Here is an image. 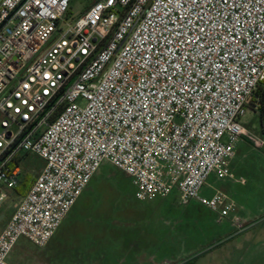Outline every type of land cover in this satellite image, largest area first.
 <instances>
[{"label":"built area","instance_id":"2783aa9c","mask_svg":"<svg viewBox=\"0 0 264 264\" xmlns=\"http://www.w3.org/2000/svg\"><path fill=\"white\" fill-rule=\"evenodd\" d=\"M71 1L0 0V214L18 153L45 161L0 229V264L21 237L46 247L104 162L139 201L176 188L220 222L237 204L201 196L206 181L235 178L243 139L264 151L240 122L264 84V0H95L70 21Z\"/></svg>","mask_w":264,"mask_h":264},{"label":"rangeland","instance_id":"374dc122","mask_svg":"<svg viewBox=\"0 0 264 264\" xmlns=\"http://www.w3.org/2000/svg\"><path fill=\"white\" fill-rule=\"evenodd\" d=\"M94 1L72 0L68 20L80 16ZM240 122L260 136V118L252 110ZM235 154L230 161L235 178L219 179L213 173L201 191V196L207 198L223 192L237 204L238 211L220 222L216 212L196 200L182 205L176 188L168 196L139 201L131 178L104 162L84 196H94L100 201L98 207L92 205L94 211L116 214L114 226L103 227V236L108 241L99 242L88 252L84 237L66 245L53 239L44 248L29 244L34 256L25 258L14 250L9 262L89 264V260L82 258L100 255L104 245V264H264V151L245 138L238 143ZM44 165L42 158L25 152L18 153L12 162V166L21 170L19 181L26 175L38 176ZM241 178L245 183L241 184ZM19 202L15 190L10 191L1 211L5 219L0 228L12 217ZM234 214L248 223L245 231L231 222Z\"/></svg>","mask_w":264,"mask_h":264},{"label":"crops","instance_id":"0c3cea01","mask_svg":"<svg viewBox=\"0 0 264 264\" xmlns=\"http://www.w3.org/2000/svg\"><path fill=\"white\" fill-rule=\"evenodd\" d=\"M249 109L252 110L255 114H257V116H259L258 112H256L255 110L251 108ZM260 122H261V119H260ZM244 128L247 129L248 131H251L246 127ZM258 134L260 135L259 137L261 136L264 137L262 125H261L260 130L258 131ZM96 174L94 176H96ZM93 178L91 179V181L93 180ZM90 183L88 184L86 189L83 191L81 196L78 198L77 202L75 203L71 211L68 213L67 217L61 223V225L55 232V235L52 237V239L47 244V247H49L53 239H56L58 243L61 245H66L67 243L73 242L75 239L79 240L81 237H84L83 240H84L87 252H88L89 248L97 246L99 242L100 243L103 242L104 244L105 241H108L105 238V236H103V227L105 225H107L108 227L114 226L115 222L117 221L116 214L113 211H111V213H100V212L94 211L95 208H93V206L96 204L98 207V205L101 203L98 199H95L96 197L94 196H91V197L84 196V193L89 188ZM242 183H245V181L243 180L241 184ZM81 203L82 205L84 204V206L80 205ZM7 221L3 224L1 228L5 226ZM29 244L35 246L25 237H21L14 250H19V252H21L25 256V258L32 257L34 255L30 250ZM103 250H104V245H103V248H101V252L98 253L100 255H96L94 258L87 257V258H82V259L89 260V264H104L103 259H105V256L102 253ZM77 259L80 260L81 257L78 256Z\"/></svg>","mask_w":264,"mask_h":264},{"label":"trees","instance_id":"16d2710c","mask_svg":"<svg viewBox=\"0 0 264 264\" xmlns=\"http://www.w3.org/2000/svg\"><path fill=\"white\" fill-rule=\"evenodd\" d=\"M256 98H258V100ZM249 107L259 113L262 129L264 132V84L258 86L256 89L254 96L250 100ZM11 167L14 168L12 165ZM36 177L37 176L32 177L30 175H26L24 179L19 182L17 188L15 189L16 195L19 198H22L27 194Z\"/></svg>","mask_w":264,"mask_h":264},{"label":"water","instance_id":"95a60500","mask_svg":"<svg viewBox=\"0 0 264 264\" xmlns=\"http://www.w3.org/2000/svg\"><path fill=\"white\" fill-rule=\"evenodd\" d=\"M5 219V214H0V224L3 222Z\"/></svg>","mask_w":264,"mask_h":264}]
</instances>
